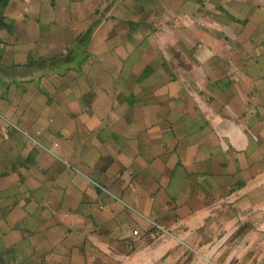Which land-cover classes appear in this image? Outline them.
I'll list each match as a JSON object with an SVG mask.
<instances>
[{"label": "crops", "instance_id": "crops-1", "mask_svg": "<svg viewBox=\"0 0 264 264\" xmlns=\"http://www.w3.org/2000/svg\"><path fill=\"white\" fill-rule=\"evenodd\" d=\"M0 264H264V0H10Z\"/></svg>", "mask_w": 264, "mask_h": 264}, {"label": "trees", "instance_id": "trees-1", "mask_svg": "<svg viewBox=\"0 0 264 264\" xmlns=\"http://www.w3.org/2000/svg\"><path fill=\"white\" fill-rule=\"evenodd\" d=\"M10 0H0V5L5 7ZM95 25L82 33L77 43L63 55L40 56L39 58L24 63L5 65L1 62L0 54V84L17 83L23 86L25 81L39 82L41 77L49 72L65 74L72 66L80 67L88 58V45L91 40ZM0 28L7 30L14 29V22L0 14Z\"/></svg>", "mask_w": 264, "mask_h": 264}]
</instances>
